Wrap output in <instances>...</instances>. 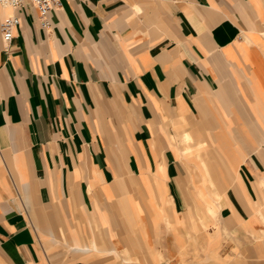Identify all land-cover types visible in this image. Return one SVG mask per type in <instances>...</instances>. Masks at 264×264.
Segmentation results:
<instances>
[{
    "label": "crops",
    "instance_id": "crops-1",
    "mask_svg": "<svg viewBox=\"0 0 264 264\" xmlns=\"http://www.w3.org/2000/svg\"><path fill=\"white\" fill-rule=\"evenodd\" d=\"M50 22L0 13V264H264V0Z\"/></svg>",
    "mask_w": 264,
    "mask_h": 264
},
{
    "label": "built area",
    "instance_id": "built-area-1",
    "mask_svg": "<svg viewBox=\"0 0 264 264\" xmlns=\"http://www.w3.org/2000/svg\"><path fill=\"white\" fill-rule=\"evenodd\" d=\"M26 2L32 3L38 9L44 28L50 27L51 13L61 4V0H0V13L3 9L15 11ZM19 23L20 20L14 12L5 17L1 23V32L7 50L14 39V30Z\"/></svg>",
    "mask_w": 264,
    "mask_h": 264
},
{
    "label": "bare ground",
    "instance_id": "bare-ground-1",
    "mask_svg": "<svg viewBox=\"0 0 264 264\" xmlns=\"http://www.w3.org/2000/svg\"><path fill=\"white\" fill-rule=\"evenodd\" d=\"M6 10H11V9H6Z\"/></svg>",
    "mask_w": 264,
    "mask_h": 264
}]
</instances>
